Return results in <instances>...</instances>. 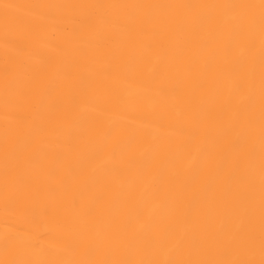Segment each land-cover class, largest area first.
<instances>
[{"label":"bare ground","instance_id":"1","mask_svg":"<svg viewBox=\"0 0 264 264\" xmlns=\"http://www.w3.org/2000/svg\"><path fill=\"white\" fill-rule=\"evenodd\" d=\"M0 264H264V0H0Z\"/></svg>","mask_w":264,"mask_h":264}]
</instances>
